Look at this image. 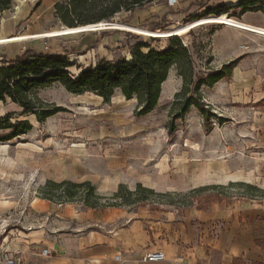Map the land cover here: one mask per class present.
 <instances>
[{"label":"rangeland","instance_id":"374dc122","mask_svg":"<svg viewBox=\"0 0 264 264\" xmlns=\"http://www.w3.org/2000/svg\"><path fill=\"white\" fill-rule=\"evenodd\" d=\"M21 1L11 0L8 8L0 11V19L15 13ZM38 1L35 0L33 5ZM128 14L122 12L117 15L108 22L111 26L104 30L88 29L91 26L86 25L78 26L81 29L85 27L83 30L66 32L78 27L65 28L55 15L53 6L52 12L39 18L41 27L32 31L35 35L29 38L25 34H15L13 37L18 38L8 40L1 50L11 56L21 46L51 53L72 49L68 58L73 66L69 70L77 75L81 69L97 63L101 58L128 57L130 47L136 44L162 48L172 37L135 33L112 27L115 24L168 32L201 18L215 16L196 18L198 15H194L170 24L172 26L163 23L161 28L152 29L142 25L144 20H139V17L137 25L130 24V20H126ZM226 15L239 21V18L230 16V12ZM115 33L119 34L114 41L106 43L107 38ZM177 36L188 46L198 72L233 64L230 76L200 88L202 101L209 106L210 112L222 120H214L210 130L205 131L201 114L190 106L182 117L174 121L171 133L168 131L171 103L182 86L174 66L161 84L155 107L145 115H136L135 98L126 100L118 90L108 101H104L91 92H68L59 83L38 91L41 100L61 108L44 122H37L31 114H22V109L13 103L2 104L1 115L9 114L12 121L28 119L32 128L16 138L0 140V232L8 229L14 236L22 228H33L31 206L33 208L41 203L34 200L41 198L40 189L50 180H44L48 172L68 171L76 175L71 181H90L96 187L97 194L104 197L100 202H105V197L113 193L104 188L109 177L120 175L129 183L134 181L132 169L130 171L134 153L140 154L138 156L148 155L150 159L147 163L152 160L160 163L163 176L171 182L178 177L176 180L180 191H171L164 198L150 196L147 201L118 206L120 208L117 209L129 216L144 211L165 210L169 201L180 209L189 206L205 209L215 201L229 205L240 197L258 193L259 188L264 187V37L217 22L194 25ZM7 132L0 130V136ZM212 167L214 174L209 172L213 170ZM147 169H143L144 172ZM247 173L253 174L251 180L259 188L250 190L228 182L232 176L239 180L245 178ZM211 185L222 188L188 195L191 189ZM134 189L135 186L129 190ZM55 204L84 208L79 198L73 202ZM160 205L163 207L160 208ZM172 207L168 206L167 210Z\"/></svg>","mask_w":264,"mask_h":264},{"label":"crops","instance_id":"0c3cea01","mask_svg":"<svg viewBox=\"0 0 264 264\" xmlns=\"http://www.w3.org/2000/svg\"><path fill=\"white\" fill-rule=\"evenodd\" d=\"M34 1L22 0L15 13L0 19V39L8 41L18 38L13 37L15 34H25L29 38L35 35L32 31L41 27L39 18L52 12L57 0H39L33 5ZM238 1L176 0L171 6L167 0L153 2L137 9L129 23L137 25L139 17V20H144L142 25L147 27L153 23L173 25L202 14L208 8L235 5ZM237 18L246 24L264 27L261 11H247ZM118 34H112L105 42H113ZM6 44H0V54L9 56L8 52L1 50ZM23 49L22 46L17 48L13 55ZM138 155L134 153L132 158L135 159L130 167L134 181L129 183L120 175H113L109 177L110 184L105 183V191L115 192L119 184L132 189L138 183L156 193L180 191L177 187L178 177L171 182L163 176L160 163L153 160L147 163L150 159L148 155ZM146 168L149 169L144 172ZM209 172L214 174L215 169ZM75 176L68 171L48 172L44 180H72ZM252 177L250 173L239 180L232 176L228 182L259 188L252 182ZM259 189L258 193L247 194V197H240L229 205L215 201L205 209L195 206L180 209L169 204L165 210L144 211L133 216L117 209L120 207L77 208L35 198L34 201L41 203L33 208L31 206L33 228H22L14 236L8 229L0 232V251L7 252L14 264H264V187ZM168 206L173 207L167 210ZM44 250L50 253L44 255ZM157 250L163 252L162 260H143L146 253ZM0 264H5L1 258Z\"/></svg>","mask_w":264,"mask_h":264},{"label":"trees","instance_id":"16d2710c","mask_svg":"<svg viewBox=\"0 0 264 264\" xmlns=\"http://www.w3.org/2000/svg\"><path fill=\"white\" fill-rule=\"evenodd\" d=\"M164 0H60L54 4V13L66 27L73 28L109 22L122 12H128L126 20H130L137 9L145 8L153 2ZM11 0H0V11L8 8ZM238 9V12L236 10ZM247 11L264 13V0H239L235 5H219L206 9L196 18L208 15H221L230 12V16L239 17ZM154 29L164 26L163 23L149 25ZM105 34L106 32H102ZM143 48H146L143 50ZM72 49L64 52L51 53L25 48L13 56L0 54V106L13 103L22 109V114H31L39 123L61 110L58 106L44 102L38 96L39 89L53 83H59L65 90L75 94L91 92L104 101H108L115 90L126 99L135 98L136 115L149 113L156 105L160 96L161 84L167 79L169 69L174 66L182 80V86L174 94L171 103V121L168 131L174 129V121L182 117L190 106H194L203 118L205 131L210 130L214 120L221 121L210 112L209 106L202 101L200 88L210 86L218 80L231 75L233 64L207 71L195 69L189 48L177 35L168 39L162 48L136 44L130 47V58L119 57L114 60L100 59L94 66L81 69L73 75L69 68L73 63L68 55ZM32 128L28 119L11 120L9 114H0V130H8L0 136L6 141L27 133ZM253 190L254 186L241 184ZM219 185L203 186L191 189L188 195H195L206 190L221 189ZM264 193V192H263ZM40 197L53 203L73 202L77 198L84 207L102 209L118 207L139 201H147L150 196L164 198L169 193H156L151 189L136 184L133 191L124 184H119L115 192L104 199L96 192L90 181L74 182L47 180L40 189ZM134 197L133 199H131ZM169 204H174L169 201Z\"/></svg>","mask_w":264,"mask_h":264},{"label":"bare ground","instance_id":"6f19581e","mask_svg":"<svg viewBox=\"0 0 264 264\" xmlns=\"http://www.w3.org/2000/svg\"><path fill=\"white\" fill-rule=\"evenodd\" d=\"M17 10H19V7L17 8ZM207 22H217V23H222L227 27L230 28H234V29H238V30H244V31H249V32H253L257 35L263 36L264 37V27H258V26H252L250 24H246L244 22L235 20L231 17H228L226 15V13H222L221 15L218 16H211V17H206V18H201L199 20H196L194 22H191L189 24H185L182 26H179L177 28H174L168 32H161V31H150L144 28H140V27H135V26H129V25H123V24H115L112 27L114 28H121V29H127L130 31H133L135 33H142V34H148L151 36H158V37H165V36H173V35H181L187 32L188 29H190L192 26L194 25H198V24H202V23H206ZM209 24V23H208ZM88 26V25H87ZM91 27H88V29H92V30H99V29H105L106 25H104V22H99L96 24H92L89 25ZM85 27L78 28V29H72V30H67L66 32H75V31H79L80 29L83 30ZM54 34V33H53ZM52 34V35H53ZM47 36H49L50 34H46ZM147 35V36H148ZM25 38V37H24ZM7 39H0V44L2 43H6ZM130 58V55H128L127 59Z\"/></svg>","mask_w":264,"mask_h":264},{"label":"built area","instance_id":"2783aa9c","mask_svg":"<svg viewBox=\"0 0 264 264\" xmlns=\"http://www.w3.org/2000/svg\"><path fill=\"white\" fill-rule=\"evenodd\" d=\"M175 2H176V0H167V4L169 6H171ZM103 22H104V25H106L105 29H107V28H109L111 26L108 22H105V21H103ZM49 253H50L49 250H44L43 251L44 255H48ZM0 254H2L0 256V258L4 261L5 264H14L12 257H9L7 252H4V250H3V251H0ZM163 258H164L163 252L157 250V251L146 253L144 255V257H143V260H145V261H160Z\"/></svg>","mask_w":264,"mask_h":264},{"label":"water","instance_id":"95a60500","mask_svg":"<svg viewBox=\"0 0 264 264\" xmlns=\"http://www.w3.org/2000/svg\"><path fill=\"white\" fill-rule=\"evenodd\" d=\"M88 25H90V24H88ZM65 28H69V27H65ZM79 28V27H78Z\"/></svg>","mask_w":264,"mask_h":264}]
</instances>
